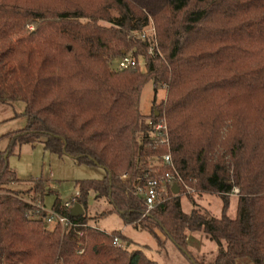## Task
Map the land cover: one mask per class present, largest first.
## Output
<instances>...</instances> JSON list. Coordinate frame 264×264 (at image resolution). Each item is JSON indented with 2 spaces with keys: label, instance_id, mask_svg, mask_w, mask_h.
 <instances>
[{
  "label": "trees",
  "instance_id": "obj_1",
  "mask_svg": "<svg viewBox=\"0 0 264 264\" xmlns=\"http://www.w3.org/2000/svg\"><path fill=\"white\" fill-rule=\"evenodd\" d=\"M151 21L155 37H141ZM129 53L141 57L143 69L114 68L110 58ZM148 81L154 93L163 85L167 91L144 115L140 93ZM14 101L24 103L27 123L2 136L0 264H54L58 257L64 264H158L141 249L114 246V237L128 241L121 231L92 225L79 228L85 236L78 239L73 229L31 218L28 198L42 200L50 191L35 179L27 190L9 188L20 179L8 157L36 143L106 170L101 179L75 182L84 211L90 193L106 199L111 207L101 216L117 213L160 245L170 240L192 264H264V0H0V104ZM159 117L185 184L220 196V217L184 212V194L197 205L185 188L145 214L136 187L167 151L148 139ZM61 207L56 196L52 208ZM68 215L89 220L86 211ZM191 231L217 244L213 262L191 253ZM79 241L86 242L82 254Z\"/></svg>",
  "mask_w": 264,
  "mask_h": 264
},
{
  "label": "rangeland",
  "instance_id": "obj_2",
  "mask_svg": "<svg viewBox=\"0 0 264 264\" xmlns=\"http://www.w3.org/2000/svg\"><path fill=\"white\" fill-rule=\"evenodd\" d=\"M112 15L116 16V12L112 11ZM100 23L110 25L105 21H101ZM30 28L32 29L33 27ZM116 59L117 56L111 57L110 62L113 61L112 63H114ZM139 62H141V68L143 69L144 63L141 57L139 58ZM166 91V86L163 85L159 86L157 92L154 93L152 82L148 81L140 93L139 108L141 113L148 115L155 105L165 99ZM154 96L156 99L155 102H152ZM8 165L15 172L16 177L20 179L18 182L8 184V187L11 189L17 191L27 190L33 184L28 182L30 179H42L47 183L48 186L46 188L50 189L51 192L46 193L43 199L39 200L48 209L52 208L56 196L63 203L77 195L78 189L75 187L77 180L101 179L107 174L103 167L78 164L70 157H58L55 154L45 151L41 143H36L34 146L28 144L22 145L18 154L15 153L8 157ZM50 172L53 173L52 178L48 177ZM188 189L186 191L190 192L196 201H199L201 199L200 197L205 195L195 193L190 187ZM186 195L187 193L182 197L183 210L186 213H191L194 204L190 200V197ZM210 196L212 197L210 198L211 200H202L200 203L206 204V207L213 214H221L224 205L222 198L218 195ZM25 198L27 199L28 197ZM110 207L106 199L95 201L94 197L89 195L85 210L89 218L88 223L106 232L113 230L122 231L128 237V241L124 242L119 239L124 246L129 250H143L149 259L156 261L158 264H192L190 257L176 247L170 240H165L160 245L149 233L131 225H124L117 213H110L101 217V212ZM227 215L231 218H235L237 215V205L234 199H232V204L227 209ZM205 236L206 234L202 231L189 232L188 248L199 261L211 263L212 257L210 255L202 257L204 252L209 250V241L205 239ZM161 238L164 239L165 237L161 235Z\"/></svg>",
  "mask_w": 264,
  "mask_h": 264
},
{
  "label": "built area",
  "instance_id": "obj_3",
  "mask_svg": "<svg viewBox=\"0 0 264 264\" xmlns=\"http://www.w3.org/2000/svg\"><path fill=\"white\" fill-rule=\"evenodd\" d=\"M146 35L155 37L153 24H150L140 34L141 37H145ZM149 53H151V49L149 50ZM137 65L141 66V62H138L131 53L118 57L113 63V66L116 69H126L129 67H136ZM148 139L154 144V147L163 146L167 151L161 155L160 161L157 162V166L159 165L158 168L146 172L143 185H138L136 187L137 192L144 200L146 206L145 214L158 202L167 198L170 194H173L171 188L174 184L179 187V190H182V188H189L185 184L182 175H180L172 160L169 151V129L164 117L157 118L153 123L150 122ZM160 166L162 168H160ZM125 177L126 175H123V178ZM239 192V188H235L231 194H239ZM77 196L78 194L70 200L63 202L62 207L59 210L46 208L43 202L39 199H28L27 202L32 204L33 207L29 212V216L31 218H41L45 222V226L49 229L54 228L56 225H59L63 231L73 229L76 232L78 239H81L85 236V232L79 228L92 226V224L79 223L69 217L68 212H70L74 203H76ZM112 244L116 247H123V243L117 237L113 238ZM85 247L86 242L79 241L76 252L82 254L85 251ZM54 264L64 263L58 257Z\"/></svg>",
  "mask_w": 264,
  "mask_h": 264
},
{
  "label": "crops",
  "instance_id": "obj_4",
  "mask_svg": "<svg viewBox=\"0 0 264 264\" xmlns=\"http://www.w3.org/2000/svg\"><path fill=\"white\" fill-rule=\"evenodd\" d=\"M23 111H24V103L20 102V101H14L11 103H1L0 104V151H3L7 145V139L3 138L2 136H4L5 134H7L9 132H12V131H15L18 129H22L23 127H25V125L27 123V118L22 115ZM48 177L52 178L53 173L50 172ZM35 180H42V179H35ZM42 182L45 183V186H48L47 183L44 182V180H42ZM49 191H50V189H49ZM90 195H92L94 197L93 193H90ZM200 198L201 199L199 201L195 200L197 205H195L193 203L194 204L193 209L196 208L197 210L201 211L202 213H204L207 216V218L220 217L222 215V212H221V214H218V215L213 214L206 207V204L200 203L202 200H208V201L211 200L210 198H212V197L210 195L205 194L204 196H201ZM232 199L235 200V204L238 207V194H231L230 195V202H231L230 204H232ZM94 200L98 201L95 198H94ZM182 207H183V205H182ZM109 209L110 208H106V210H109ZM106 210H104V211H106ZM103 231H105V230H103ZM205 239L207 241H209L208 242L209 243V250L204 252L202 257H206V256L210 255V257H212V260L210 262H213L215 260L216 255H217V252H218V246L215 242L211 241L207 237V235L205 236ZM188 240H189V234H188ZM188 245H189V242H188Z\"/></svg>",
  "mask_w": 264,
  "mask_h": 264
},
{
  "label": "water",
  "instance_id": "obj_5",
  "mask_svg": "<svg viewBox=\"0 0 264 264\" xmlns=\"http://www.w3.org/2000/svg\"><path fill=\"white\" fill-rule=\"evenodd\" d=\"M171 190H172V193L175 195L179 194L180 192L179 187L176 184L172 186ZM84 212H85L84 208L78 202L74 203L73 207L70 210V214L75 217L84 215Z\"/></svg>",
  "mask_w": 264,
  "mask_h": 264
}]
</instances>
